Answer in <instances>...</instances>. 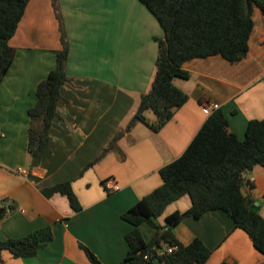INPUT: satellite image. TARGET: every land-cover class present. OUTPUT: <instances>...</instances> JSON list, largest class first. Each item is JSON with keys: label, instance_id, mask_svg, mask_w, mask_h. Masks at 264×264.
Wrapping results in <instances>:
<instances>
[{"label": "crops", "instance_id": "obj_1", "mask_svg": "<svg viewBox=\"0 0 264 264\" xmlns=\"http://www.w3.org/2000/svg\"><path fill=\"white\" fill-rule=\"evenodd\" d=\"M264 1V0H255ZM254 31L247 57L231 64L222 56L195 59L185 65L192 77L176 81L188 102L158 133L137 124L118 142L120 151L84 168L134 116L142 94L149 92L156 70L158 42L164 30L139 0H30L10 45L15 61L0 86V205L16 211L0 221V240L20 239L51 228L53 240L36 256L14 258L0 253V264H94L83 245L101 264H122L128 255L126 235L134 226L122 216L163 184L160 170L186 151L218 104L229 130L244 140L248 124L264 119V13L254 6ZM63 26V28H62ZM68 46V82L58 105L60 119L50 130L52 153L28 152L30 118L37 87L56 67ZM152 122L155 117L148 116ZM84 171V172H83ZM71 181L82 211L68 199L43 191ZM119 186L115 191L114 187ZM243 194L258 203L264 218V168L245 175ZM192 207L186 195L170 204L157 223ZM146 242L156 231L139 227ZM185 246L201 240L212 251L206 264H264L246 232L222 211L186 218L175 230ZM154 264H162L155 261Z\"/></svg>", "mask_w": 264, "mask_h": 264}, {"label": "trees", "instance_id": "obj_2", "mask_svg": "<svg viewBox=\"0 0 264 264\" xmlns=\"http://www.w3.org/2000/svg\"><path fill=\"white\" fill-rule=\"evenodd\" d=\"M156 17L164 30L158 42V58L149 92L140 97L139 106L125 129L118 131L97 156L84 168L100 163L108 154L125 156L118 147L122 137L137 124L160 132L189 100L175 84L188 81L192 74L185 65L195 59L222 56L231 64L243 61L250 51L254 31V6L264 13V1L255 0H139ZM30 0H0V86L10 71L17 50L10 45L24 18ZM55 6V0H53ZM63 28V26H62ZM62 29V49L57 53L56 67L36 91V105L28 111L30 118L28 152L33 157L52 153L50 130L61 116L58 105L67 103L61 90L68 82L66 62L68 46ZM152 114L155 122L148 117ZM256 166L264 168V119L249 122L244 140L229 130L223 111H214L181 157L160 170L163 184L141 199L122 218L134 226L126 235L128 255L122 264H206L212 255L204 243L195 239L188 246L176 237L175 230L186 218L200 219L204 214L222 211L231 216L236 228L243 230L255 248L264 255V218L251 209L253 200L243 194L245 175ZM83 171V172H84ZM48 198L65 196L75 213L82 211L71 181L43 191ZM188 195L192 207L184 213L167 217V226L157 220L166 208ZM11 205H0V221L14 213ZM149 225L156 233L146 242L139 227ZM53 240L51 228L35 231L24 238L0 240V253L9 251L14 258H30ZM163 244L175 248L163 252ZM94 264L98 258L80 246Z\"/></svg>", "mask_w": 264, "mask_h": 264}, {"label": "built area", "instance_id": "obj_3", "mask_svg": "<svg viewBox=\"0 0 264 264\" xmlns=\"http://www.w3.org/2000/svg\"><path fill=\"white\" fill-rule=\"evenodd\" d=\"M218 109H220V107H219L218 104H210V105H207V106L204 107V111H205V113H206V114H209V115H211L214 111H216V110H218ZM114 190H115V191H118V190H119V186L116 185V186L114 187ZM163 248H164V250H163L162 253H164V252L172 253V252L174 251V249H175V248H173V247H169V246H167V245H165V244H163Z\"/></svg>", "mask_w": 264, "mask_h": 264}, {"label": "water", "instance_id": "obj_4", "mask_svg": "<svg viewBox=\"0 0 264 264\" xmlns=\"http://www.w3.org/2000/svg\"><path fill=\"white\" fill-rule=\"evenodd\" d=\"M251 209L255 212H259L260 208L258 207V203H255L251 206Z\"/></svg>", "mask_w": 264, "mask_h": 264}, {"label": "rangeland", "instance_id": "obj_5", "mask_svg": "<svg viewBox=\"0 0 264 264\" xmlns=\"http://www.w3.org/2000/svg\"><path fill=\"white\" fill-rule=\"evenodd\" d=\"M177 81H180V82H182L183 80H177ZM209 115V114H208Z\"/></svg>", "mask_w": 264, "mask_h": 264}]
</instances>
